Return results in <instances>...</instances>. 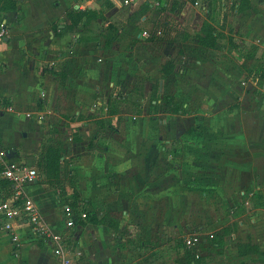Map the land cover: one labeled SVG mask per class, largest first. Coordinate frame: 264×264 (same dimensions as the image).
Wrapping results in <instances>:
<instances>
[{
    "label": "rangeland",
    "instance_id": "1",
    "mask_svg": "<svg viewBox=\"0 0 264 264\" xmlns=\"http://www.w3.org/2000/svg\"><path fill=\"white\" fill-rule=\"evenodd\" d=\"M137 1L134 6L106 2L71 19L82 26L91 48L99 43L114 49L97 52L111 73L133 77L114 78L111 90L110 82L105 84L107 97L120 96L117 107L108 111L116 113L117 126L104 119L83 130L84 115L58 114L43 120L37 150L26 153L34 149L37 136L30 117L0 122L1 141L43 175L42 182L56 194L79 204L80 192L92 191L84 165L107 148L106 137L114 130L131 134L137 151L141 133L144 147L164 153V165L175 170L182 196L152 193L149 201L137 196L130 215L121 214L123 225L110 214L99 220L90 203L80 205L95 213L87 228L107 224L121 239L113 245L124 264H190L194 259L201 264H264V0ZM123 24L129 40L117 43ZM141 78L149 80L145 92ZM121 148L112 149L121 166L139 168L154 156ZM32 191L57 228L52 194L41 184ZM134 211L140 219L131 217ZM192 236L198 242L188 247L185 239ZM226 245L227 253L219 257ZM235 247L245 253L242 258Z\"/></svg>",
    "mask_w": 264,
    "mask_h": 264
},
{
    "label": "crops",
    "instance_id": "2",
    "mask_svg": "<svg viewBox=\"0 0 264 264\" xmlns=\"http://www.w3.org/2000/svg\"><path fill=\"white\" fill-rule=\"evenodd\" d=\"M14 1L17 3V11L4 13L1 16V22L7 34L0 38V101L10 109L0 115V122L3 124L15 119L28 120L30 117L35 120L37 136L34 149L24 150V152L32 153L37 150L40 136L38 129H42L43 120L45 119L47 123L55 119L58 114H76V119L79 114L84 115L83 130L92 128L93 121L99 122L104 119H110L111 123L117 126L116 113L112 115L108 111L111 106L117 107L116 102H120V96H116V92L113 93V97H107L105 84L110 82L108 85L111 90L116 86L114 78L121 76L132 80L133 77L129 72L111 73L108 64L104 63L105 59L97 55V52L98 54L113 52V48L107 49L105 44L99 43L91 48L90 39L81 33L82 26L76 25L71 30L66 29L65 26L72 23L68 16V13L72 11L97 10L96 8L106 2L122 6L121 0ZM137 3L138 1L126 6H134ZM126 25L120 26L117 43L129 40V36L125 34ZM139 35L143 36L141 33ZM137 80H143L145 92L149 80L145 78ZM162 83V80H159V91H162ZM127 96L131 99L130 93ZM37 101H41V105H38ZM38 116L41 118L38 119ZM106 139L108 140L107 148L84 165L83 173L86 174V182L92 191L80 192V202L76 208L85 212L87 216L80 219L73 227L65 226L60 205L61 201H68L42 182L43 175L38 173L37 181L26 187V193L35 202L52 230L65 235L69 243L70 256L75 264H124L121 250L114 248L113 245L121 239H118L113 230L102 222L87 228L95 213L90 211L88 214L89 211L79 208L80 205L83 207L90 203L95 211H99V220L106 214H110L112 218L120 220V225H123L125 218L121 214L130 215V212L135 209L133 199L137 196L148 201L153 196L152 193L163 198L170 196L173 198L177 194L182 196L181 185L174 180L175 170L164 165V153L155 148H148V145L144 147L141 133L139 138L141 147L137 151L133 150L131 134H121L120 130H114ZM0 144L8 151L10 159L25 162L16 155L15 149L8 150L1 141V136ZM119 147H122L123 152H130L141 157L144 156L145 150L152 151L154 156L152 159L146 158L141 161L139 168L129 164L121 166L118 165L120 159L113 158L114 153H112V149ZM1 180L0 178V189L3 187ZM76 181L79 189L82 185L79 177ZM38 184L43 185V188L48 189L52 194L60 220L57 228L53 227L43 215L46 206L40 208L38 205L39 197L32 191ZM115 187L117 190L111 191ZM98 192L101 197L100 204L96 203ZM41 203L44 205L43 201ZM136 210L143 213L137 207ZM135 212L131 217L135 219L138 215L140 219L141 214ZM167 226L164 227L167 229ZM135 227L139 229L138 226ZM176 228L178 227H174V232ZM18 231L19 242L15 246L5 231L0 228V260L13 261L16 258V264H59L58 258L52 253L48 243L45 244L33 237L26 226H20ZM224 249L226 251L219 257L227 253L228 245ZM235 254L240 258L239 256L245 253L240 254L235 247Z\"/></svg>",
    "mask_w": 264,
    "mask_h": 264
},
{
    "label": "built area",
    "instance_id": "3",
    "mask_svg": "<svg viewBox=\"0 0 264 264\" xmlns=\"http://www.w3.org/2000/svg\"><path fill=\"white\" fill-rule=\"evenodd\" d=\"M136 0H121V4H133ZM195 3L198 0H193ZM157 4V2H156ZM7 34L5 26H0V38ZM146 35L144 31L142 33ZM0 101V115L9 110ZM0 178L4 186L0 189V228L9 236L15 246L19 242L20 226L30 229L33 237L43 243H48L52 253L58 258L59 264H75L70 256L69 243L64 234L52 230L43 218L32 198L26 193V187L38 179L37 170L26 162L10 159L8 151L0 145ZM61 210L66 227H73L87 214L78 208H73L69 202L61 201ZM198 242L196 236L185 239L188 247Z\"/></svg>",
    "mask_w": 264,
    "mask_h": 264
},
{
    "label": "trees",
    "instance_id": "4",
    "mask_svg": "<svg viewBox=\"0 0 264 264\" xmlns=\"http://www.w3.org/2000/svg\"><path fill=\"white\" fill-rule=\"evenodd\" d=\"M17 11V3L14 0H0V26H4L1 22V16L4 13H8V12H15ZM84 13V11H72L70 13H68V16L70 17V19L73 18L74 15L76 14H81ZM76 25L72 22L70 25L65 26L66 29H72L75 28ZM1 185L4 186L3 181L1 180ZM69 204L75 208L76 207V203L73 202H69ZM198 258V257H197ZM190 264H201V262H199L197 259H194L191 261Z\"/></svg>",
    "mask_w": 264,
    "mask_h": 264
}]
</instances>
